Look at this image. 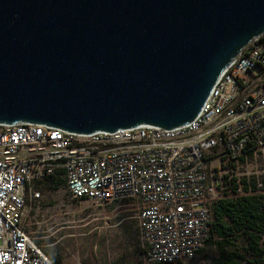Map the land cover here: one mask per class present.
I'll use <instances>...</instances> for the list:
<instances>
[{
	"label": "built area",
	"instance_id": "obj_1",
	"mask_svg": "<svg viewBox=\"0 0 264 264\" xmlns=\"http://www.w3.org/2000/svg\"><path fill=\"white\" fill-rule=\"evenodd\" d=\"M51 176L72 198L135 212L142 264H215L197 258L213 203L264 190V31L186 124L90 134L0 124V264H57L29 230L26 209L40 196L35 184Z\"/></svg>",
	"mask_w": 264,
	"mask_h": 264
},
{
	"label": "water",
	"instance_id": "obj_2",
	"mask_svg": "<svg viewBox=\"0 0 264 264\" xmlns=\"http://www.w3.org/2000/svg\"><path fill=\"white\" fill-rule=\"evenodd\" d=\"M263 31L264 0H0V124H186Z\"/></svg>",
	"mask_w": 264,
	"mask_h": 264
},
{
	"label": "rangeland",
	"instance_id": "obj_3",
	"mask_svg": "<svg viewBox=\"0 0 264 264\" xmlns=\"http://www.w3.org/2000/svg\"><path fill=\"white\" fill-rule=\"evenodd\" d=\"M36 183L40 196L27 201L29 230L57 264H142L135 212L72 198L65 184ZM257 193L264 196L263 191ZM264 200V198H263ZM115 206V207H114ZM239 236V241L243 240ZM218 250L204 246L198 259L213 262ZM58 261V262H57Z\"/></svg>",
	"mask_w": 264,
	"mask_h": 264
},
{
	"label": "trees",
	"instance_id": "obj_4",
	"mask_svg": "<svg viewBox=\"0 0 264 264\" xmlns=\"http://www.w3.org/2000/svg\"><path fill=\"white\" fill-rule=\"evenodd\" d=\"M46 181L51 187L64 184L62 178L54 176ZM263 198L262 194L249 193L213 203L212 226L205 244L218 250L215 264H264ZM238 232L243 233V240L239 241Z\"/></svg>",
	"mask_w": 264,
	"mask_h": 264
}]
</instances>
